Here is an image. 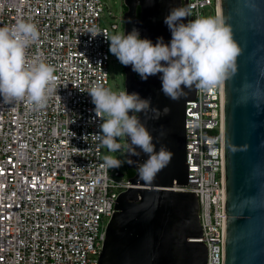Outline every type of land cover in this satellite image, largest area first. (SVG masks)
Returning <instances> with one entry per match:
<instances>
[{"label": "built area", "instance_id": "obj_1", "mask_svg": "<svg viewBox=\"0 0 264 264\" xmlns=\"http://www.w3.org/2000/svg\"><path fill=\"white\" fill-rule=\"evenodd\" d=\"M207 7L218 17V0H187V22ZM103 10V0H0V27L37 26L26 57L52 65L57 88L40 110L0 102V264H98L115 202L129 189L90 136L102 120L87 92L109 88L106 38L123 30V12L105 27ZM185 159L188 185L173 191L197 195L203 238L190 241L205 245L206 264H224L223 83L196 88L185 104Z\"/></svg>", "mask_w": 264, "mask_h": 264}, {"label": "water", "instance_id": "obj_2", "mask_svg": "<svg viewBox=\"0 0 264 264\" xmlns=\"http://www.w3.org/2000/svg\"><path fill=\"white\" fill-rule=\"evenodd\" d=\"M219 1L221 19L240 49L235 73L223 82L224 264H264V0ZM122 5L125 35L135 27L142 39L155 44L163 37L167 44L171 32L164 18L171 7H187V0H122ZM123 72L126 92L151 98L161 111L170 108L159 119L137 115L156 150L165 145L171 160L151 183L143 182L136 164L148 157L130 156L125 138L127 168L135 174L115 202L98 264H206L205 245L190 241L203 238L197 195L173 191L188 185L185 104L194 101L196 88L172 101L161 91L162 73L142 80L130 65Z\"/></svg>", "mask_w": 264, "mask_h": 264}, {"label": "clouds", "instance_id": "obj_3", "mask_svg": "<svg viewBox=\"0 0 264 264\" xmlns=\"http://www.w3.org/2000/svg\"><path fill=\"white\" fill-rule=\"evenodd\" d=\"M189 16L186 6L169 9L164 18L171 32L167 44L163 37H158L155 44L150 39H142L134 27L127 35L106 38L110 41L109 51L123 66L130 65L142 80L162 73L161 91L172 101L185 96V89L214 88L223 83L230 72L235 73L240 49L230 26L220 17H197L184 23ZM39 38L37 26L22 19L10 27H0V102L26 101L34 110H40L57 91L54 67L38 55L26 57V50ZM87 93L102 120L100 131L90 136L110 152L120 150L118 138H126L130 156H139L142 152L148 157L136 165L138 179L151 183L170 163L171 152L163 144L156 150L153 135L137 114L152 113L151 119H159L168 115L170 108L165 106L161 111L152 107L151 98H141L135 92L117 93L102 84L92 86ZM124 162L111 155L103 158V166L108 169L119 168Z\"/></svg>", "mask_w": 264, "mask_h": 264}, {"label": "rangeland", "instance_id": "obj_4", "mask_svg": "<svg viewBox=\"0 0 264 264\" xmlns=\"http://www.w3.org/2000/svg\"><path fill=\"white\" fill-rule=\"evenodd\" d=\"M104 10L102 15V25L105 27H109L110 24L114 22L113 17H117L120 13L123 12L122 0H103ZM110 13V14H109ZM124 13V12H123ZM200 17H214L212 7L205 8ZM123 30L119 29L116 32H111L110 37L116 34H122ZM109 56L111 61L108 64V82L109 89L114 92H117L118 89L124 90V72L123 65L117 60V58L112 55L109 51ZM118 143L120 145L119 151L110 152L106 147L102 146V159L105 155H111L120 159L121 161H125L121 167L112 169L113 171H117L121 174H125L128 170L127 168V160H126V140L124 137L118 138Z\"/></svg>", "mask_w": 264, "mask_h": 264}, {"label": "trees", "instance_id": "obj_5", "mask_svg": "<svg viewBox=\"0 0 264 264\" xmlns=\"http://www.w3.org/2000/svg\"><path fill=\"white\" fill-rule=\"evenodd\" d=\"M123 12H125V8L124 7H123ZM135 75H136V77L139 76L137 73H135ZM134 174L135 173L133 171H131V170H127V172H126V175H127L128 178H132L134 176Z\"/></svg>", "mask_w": 264, "mask_h": 264}, {"label": "bare ground", "instance_id": "obj_6", "mask_svg": "<svg viewBox=\"0 0 264 264\" xmlns=\"http://www.w3.org/2000/svg\"><path fill=\"white\" fill-rule=\"evenodd\" d=\"M218 17L221 18V12H220V1L218 0Z\"/></svg>", "mask_w": 264, "mask_h": 264}, {"label": "flooded vegetation", "instance_id": "obj_7", "mask_svg": "<svg viewBox=\"0 0 264 264\" xmlns=\"http://www.w3.org/2000/svg\"><path fill=\"white\" fill-rule=\"evenodd\" d=\"M124 67V66H123Z\"/></svg>", "mask_w": 264, "mask_h": 264}]
</instances>
